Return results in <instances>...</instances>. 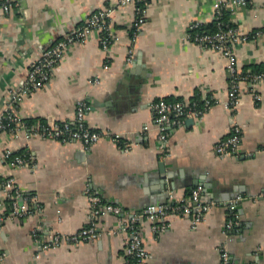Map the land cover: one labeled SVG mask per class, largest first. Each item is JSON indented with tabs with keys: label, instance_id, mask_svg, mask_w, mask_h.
<instances>
[{
	"label": "crops",
	"instance_id": "1",
	"mask_svg": "<svg viewBox=\"0 0 264 264\" xmlns=\"http://www.w3.org/2000/svg\"><path fill=\"white\" fill-rule=\"evenodd\" d=\"M103 5L113 8L109 68L104 67L98 33L92 32L67 51L53 79L16 102L15 110L50 125L72 121L78 102L86 100L91 107L85 122L105 137L83 150L75 140L1 134L0 177L13 175L23 190L20 199L33 193L37 202L25 218H12L0 189V264H124L127 233L113 214L100 219L102 234L96 240L52 248L41 243L51 231H76L87 223L88 188L132 213L164 201L171 183L182 196L198 180L203 199L217 205L196 228L188 217L172 215L170 226L155 233L145 221L142 236L149 255L143 264H224L225 250L234 264H264V81H242L235 111L227 106V57L187 36L191 22L213 19L212 0H155L137 35L131 32L134 6H119L118 0H14L9 13H0V109L7 108L42 50ZM232 10L239 33L252 34L236 46L239 67L264 61V0ZM198 93L215 103L203 117H189L183 126L170 128L164 151L152 102L190 100ZM256 93L262 97L257 99ZM236 122L242 129L240 152L220 157L215 145ZM7 146L32 154L33 162L9 165ZM238 194L244 196L237 207L238 223L229 228L228 201Z\"/></svg>",
	"mask_w": 264,
	"mask_h": 264
},
{
	"label": "built area",
	"instance_id": "2",
	"mask_svg": "<svg viewBox=\"0 0 264 264\" xmlns=\"http://www.w3.org/2000/svg\"><path fill=\"white\" fill-rule=\"evenodd\" d=\"M14 0H1L0 13H9L13 8ZM155 0H118L119 6L133 5L135 16L132 21L131 29L133 35H137L146 22L148 8ZM144 2V6L138 4ZM252 0H212L213 19L219 18L225 9L235 6H246ZM109 5H103L87 17L83 24L70 29L64 37L58 39L50 46L44 48L42 53L32 62L28 74L23 81L22 86L11 94V102L6 109H0V136L7 133L11 139L18 138L25 133L27 136H42L45 138L59 141H78L83 150H89L105 133L101 130L90 127L85 122V112L90 109L91 104L86 100H81L77 104L76 113L72 121H56L50 125L36 124L28 126L21 115L16 113L15 103L20 101L25 95L30 94L43 87L53 79L56 66L65 57L67 51L77 43L84 41L92 32H97L100 43L105 51L104 67L109 68L112 60V46L115 41L113 25L109 14L112 11ZM200 21H193L187 29V36L195 42L203 44L205 47L216 49L222 52L228 59V68L230 72L229 98L226 102L233 111H235L241 98V82L246 80L264 81V72L259 74H242V68L239 67L235 49L243 40L248 39V35H241L238 26L229 27L228 24L221 26L216 33L196 34L192 38L190 29L199 26ZM220 23V21H219ZM261 31H258L259 34ZM133 49L129 50L128 61L133 60ZM249 76L251 79H249ZM255 84V82H254ZM257 99L262 96L255 94ZM211 100L206 98L205 107L209 108ZM151 107L155 112L156 125L158 129V140L160 147L165 151L168 143V130L178 126H183L189 117H203L206 110L195 107L191 100H168L161 98L152 102ZM114 139L118 140L116 135ZM242 141V129L238 122L235 123L232 131L215 145V151L218 156L225 157L240 152ZM4 155L9 165L26 166L33 162V155L16 153L11 146H7ZM0 189L3 191L5 199H10L12 203V218H25L31 214V202H37L35 195H24L23 190L16 183L13 175L0 180ZM167 198L159 203H150L145 207L126 213L118 203L106 201L93 189H87L89 198V213L87 223L76 231L60 232L51 231L42 241L43 248H52L66 243L68 245H78L80 242L96 240L102 232L100 230V219L106 215L113 214L117 216V226L127 233V239L124 251V264H143L148 257V249L142 236V225L148 221L155 233L163 232L170 226V217L177 215L188 217L191 220L192 227L196 228L211 209L217 205L216 200L205 201L203 199L204 186L199 184L186 195L177 196L175 188L168 185ZM244 196L238 194L228 201V209L231 217L228 222L229 228L238 223L237 207ZM4 218L0 216V225ZM112 232L115 229L111 230ZM34 235L38 236V229H33ZM37 239H40L37 237ZM41 240V239H40ZM38 256V254H37ZM224 264H234L230 261L228 252L222 253ZM4 259V254L0 253V261Z\"/></svg>",
	"mask_w": 264,
	"mask_h": 264
},
{
	"label": "trees",
	"instance_id": "3",
	"mask_svg": "<svg viewBox=\"0 0 264 264\" xmlns=\"http://www.w3.org/2000/svg\"><path fill=\"white\" fill-rule=\"evenodd\" d=\"M138 4L141 6H144V2H138ZM107 19L109 20L110 18H107ZM219 21H220V23H219ZM226 24H228L229 27H233V28H236L238 26L237 22H235L233 19V10L231 8L225 9L223 14L217 19H212L208 22L200 23L199 26L190 29V32L192 34V38L194 39L196 34L201 35V34H206V33H216L220 30V28H219L220 25L224 26ZM132 31H133V29H131V32ZM251 36H252V34H249V37H251ZM261 72H264V61L252 62V63H249V64L242 67V74L243 75H248V74L254 75V74H259ZM249 79H251L250 76H249ZM178 99L183 100L182 98H177V99L174 98V99H169V100H178ZM190 100H191L192 104L195 103V107H197L199 109L200 108L204 109L206 111L208 110V108L205 107L206 106L205 105L206 98H204L202 96V94L198 93V94L194 95ZM214 103H215V100L212 99L210 102L211 106ZM39 119H41V118L25 117L24 120L26 121V124L30 127V126H33V125H36L37 123H39V122H37ZM39 121L43 122L45 120L41 119ZM15 152L20 153V154L25 153L24 151L23 152L22 151H15ZM6 178H7V176L0 177V180H4ZM188 192H190V191L188 190ZM32 194L33 193H31V195ZM5 202L9 205L8 214L10 215V213L12 212L11 200L6 199ZM30 206H31V209L34 210L36 208V203L31 202ZM61 244H63V243H61Z\"/></svg>",
	"mask_w": 264,
	"mask_h": 264
},
{
	"label": "water",
	"instance_id": "4",
	"mask_svg": "<svg viewBox=\"0 0 264 264\" xmlns=\"http://www.w3.org/2000/svg\"><path fill=\"white\" fill-rule=\"evenodd\" d=\"M160 169H161L162 174H163V179H165L166 176H167V175H166V172H165V170H166L165 162H163V161L160 162ZM195 183H196V184H200V180L196 181ZM171 186H172L173 188H176L175 182L171 183Z\"/></svg>",
	"mask_w": 264,
	"mask_h": 264
}]
</instances>
